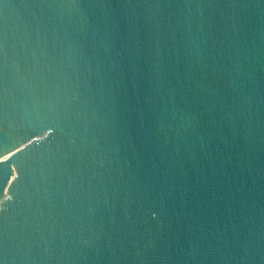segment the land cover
Here are the masks:
<instances>
[{"label": "water", "instance_id": "95a60500", "mask_svg": "<svg viewBox=\"0 0 264 264\" xmlns=\"http://www.w3.org/2000/svg\"><path fill=\"white\" fill-rule=\"evenodd\" d=\"M0 264H264V0H0Z\"/></svg>", "mask_w": 264, "mask_h": 264}]
</instances>
